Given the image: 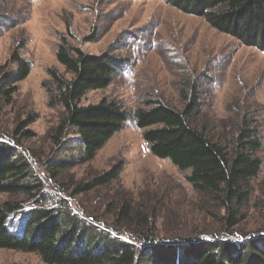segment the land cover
<instances>
[{"label": "rangeland", "instance_id": "rangeland-1", "mask_svg": "<svg viewBox=\"0 0 264 264\" xmlns=\"http://www.w3.org/2000/svg\"><path fill=\"white\" fill-rule=\"evenodd\" d=\"M0 15V71L14 69V54L31 64L27 77L17 84L13 103L0 112V142L21 140V152L45 194L62 197L73 213L101 232H106L102 224L116 221L112 214L124 191V199L130 196L135 205L149 210L160 241L179 246L188 238H264V52L164 0H0ZM61 39L89 55L109 53L117 61L111 84L87 92L82 106L108 98L131 114L157 101L181 110V94L196 91L202 102L198 123L206 124L209 137L221 143L243 120H250L262 142L257 153L262 169L238 227L226 228L222 210L201 200L168 160L149 153L133 119L89 162H80L73 131L66 143L54 145L51 130L61 110L48 108L46 87L48 70L64 73L55 57ZM119 164L117 182L77 193L80 185ZM5 199L0 194V201ZM11 219L9 231L18 234L23 212ZM0 264L44 263L35 254L0 249Z\"/></svg>", "mask_w": 264, "mask_h": 264}, {"label": "trees", "instance_id": "trees-1", "mask_svg": "<svg viewBox=\"0 0 264 264\" xmlns=\"http://www.w3.org/2000/svg\"><path fill=\"white\" fill-rule=\"evenodd\" d=\"M164 1L183 13L202 18L242 45L264 52V0ZM1 20L0 15V27ZM55 57L64 73L48 70L47 106L61 110L51 130L54 145L66 143L73 131L79 139L80 162H89L128 119H133L149 153L168 160L184 174L201 200L222 210L221 221L227 223L226 228L238 227L244 217L242 210L254 193L253 181L262 169L257 155L262 142L250 120H243L231 138L221 143L209 137L206 124L198 123L202 102L196 91L181 94V110L157 101L131 114L119 101L108 98L82 106L81 99L87 92L111 84L117 61L109 53L89 55L65 39L60 40ZM10 63L14 69L5 67L0 71V112L13 103L17 84L30 72V62L18 54ZM1 133L4 132L0 130V137ZM22 150L21 140L0 142V194L6 196L0 201V249L35 254L44 264H264V238L245 237L241 242L223 236L198 242L188 238L179 246L160 241L149 210L135 205L130 196L124 199V191L118 194L119 202L112 214L114 224L101 223L106 232L96 230L79 213H73L62 197L43 192L44 186ZM121 170L119 164L80 185L77 193L117 182ZM49 199L50 206L45 204ZM20 212L23 221L15 234L9 231L10 220ZM107 233L115 236L111 238Z\"/></svg>", "mask_w": 264, "mask_h": 264}]
</instances>
